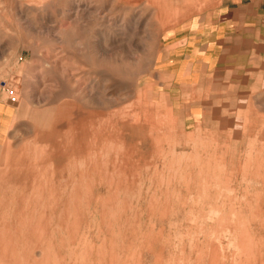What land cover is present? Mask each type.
Listing matches in <instances>:
<instances>
[{
  "label": "rangeland",
  "instance_id": "obj_1",
  "mask_svg": "<svg viewBox=\"0 0 264 264\" xmlns=\"http://www.w3.org/2000/svg\"><path fill=\"white\" fill-rule=\"evenodd\" d=\"M170 1L0 0V264H264V66L175 77Z\"/></svg>",
  "mask_w": 264,
  "mask_h": 264
},
{
  "label": "crops",
  "instance_id": "obj_2",
  "mask_svg": "<svg viewBox=\"0 0 264 264\" xmlns=\"http://www.w3.org/2000/svg\"><path fill=\"white\" fill-rule=\"evenodd\" d=\"M162 1L172 11L169 18L187 16L184 5ZM202 2L205 9L194 12L169 38L168 46L173 47L166 65L173 68L175 77L185 75L188 68L189 81L174 79L169 91L173 104L174 92L184 82L204 85L215 73L220 74L221 82L233 81L234 76L252 74L253 66H264V0H199ZM9 111L0 110V137L9 122Z\"/></svg>",
  "mask_w": 264,
  "mask_h": 264
},
{
  "label": "built area",
  "instance_id": "obj_3",
  "mask_svg": "<svg viewBox=\"0 0 264 264\" xmlns=\"http://www.w3.org/2000/svg\"><path fill=\"white\" fill-rule=\"evenodd\" d=\"M3 91L6 96V100L9 104L16 105L19 102V97L16 90L12 86H7L4 84Z\"/></svg>",
  "mask_w": 264,
  "mask_h": 264
},
{
  "label": "bare ground",
  "instance_id": "obj_4",
  "mask_svg": "<svg viewBox=\"0 0 264 264\" xmlns=\"http://www.w3.org/2000/svg\"><path fill=\"white\" fill-rule=\"evenodd\" d=\"M67 44V43H66ZM52 53V52H51ZM41 69V68H40ZM106 101H104V103H105ZM103 104V103H102ZM92 105H94V104H92ZM105 106V105H104ZM96 107H98V106H96ZM105 108H107V105H106V107ZM102 109H104V108H102ZM94 117V116H93ZM69 118V117H68ZM110 119V118H109ZM93 126V125H92ZM104 134V133H103ZM100 136V135H99ZM103 136V135H102ZM106 137V136H105ZM102 138V137H101ZM104 140V139H103ZM30 141V140H29ZM84 155V154H83ZM199 163V162H198ZM247 172V171H246ZM170 181V180H169ZM237 181V180H236ZM128 184V183H127ZM126 185V184H125ZM128 188V187H127ZM4 249V248H3ZM6 249H8V248H6ZM4 251H6L5 249H4ZM5 255V254H4ZM12 255V254H11ZM10 256V255H9ZM113 264V263H112Z\"/></svg>",
  "mask_w": 264,
  "mask_h": 264
}]
</instances>
